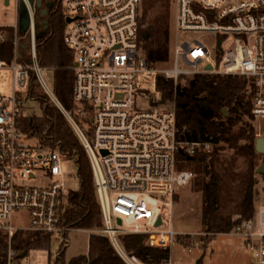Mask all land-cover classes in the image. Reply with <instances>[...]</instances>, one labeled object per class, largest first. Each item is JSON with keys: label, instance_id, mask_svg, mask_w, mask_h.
<instances>
[{"label": "built area", "instance_id": "2783aa9c", "mask_svg": "<svg viewBox=\"0 0 264 264\" xmlns=\"http://www.w3.org/2000/svg\"><path fill=\"white\" fill-rule=\"evenodd\" d=\"M25 1L31 12L27 30L31 63L20 61L17 51L12 61L0 59V67L11 66L14 71L13 94L0 95V228L10 236L7 264H23L12 246L18 229L49 233L60 244L71 230L81 229L70 226L63 217L65 173L71 159L60 149L43 145L19 124L27 111L32 70L74 126L89 155L104 218V225L94 231L109 236L127 264H146L126 250L120 235L148 233L152 245L171 247L180 232L173 220L165 226L163 208L173 207L179 188L195 183L198 172L183 163L213 148L211 141L181 137L176 92L165 97L158 74L164 72L176 83L181 74L252 78L256 86L252 113L264 119V0H175V65L164 69L150 64L146 53H140L143 0H62L66 20L71 18L64 37L74 52L73 110L62 104L46 80L48 67L37 58L35 8ZM16 7V22L0 23L1 40L5 27L20 31V0ZM180 31L219 35V52L214 56L197 38L179 44ZM225 35H234L235 44L224 47ZM180 54L196 68L181 69ZM28 178L32 182L26 183ZM19 210L29 212L28 225L11 221ZM232 231L243 237L253 264H264V205ZM165 264H173L171 257Z\"/></svg>", "mask_w": 264, "mask_h": 264}, {"label": "trees", "instance_id": "16d2710c", "mask_svg": "<svg viewBox=\"0 0 264 264\" xmlns=\"http://www.w3.org/2000/svg\"><path fill=\"white\" fill-rule=\"evenodd\" d=\"M168 1L143 0L142 3L147 7L140 12L139 40L152 65L170 58ZM43 6L35 8L37 58L42 66L54 69V90L62 104L73 110L76 106L73 97L74 52L64 37L66 20L62 0H43ZM44 9H47L46 13ZM150 9L153 14L148 18ZM16 51L20 61L31 63L30 35L17 32L12 26L5 27V38L0 39V59L12 61ZM186 78V84L176 83L174 77L159 73L158 86L165 97L176 92L181 137L213 144L211 151L198 152L187 164L198 172L192 187L202 195L200 218L206 232L201 237L204 240L210 234L229 232L256 212L260 182L257 169L263 157L256 148L258 135L251 120L254 118L252 107L256 86L252 78L237 74H196ZM27 96L40 103L42 112H26L19 119L20 126L43 145L66 153L77 166L80 187L68 194L63 204V217L70 226L91 231L88 252L66 260L67 233L54 261L49 233L18 229L12 236V246L20 257L19 262L28 264L30 251L38 248L50 250L49 264H127L110 237L94 231L104 225V218L89 155L74 126L42 88L33 70ZM81 123L88 127V132L91 131L85 120ZM225 148L233 150V158L246 157L247 169L235 170V161L223 156ZM228 203L234 206L232 214L224 212ZM234 213L237 217H233ZM189 236H183L186 243ZM9 240V232L0 228V264H7ZM120 240L126 250L146 264H165L171 257V247L152 245L148 233H123Z\"/></svg>", "mask_w": 264, "mask_h": 264}, {"label": "rangeland", "instance_id": "374dc122", "mask_svg": "<svg viewBox=\"0 0 264 264\" xmlns=\"http://www.w3.org/2000/svg\"><path fill=\"white\" fill-rule=\"evenodd\" d=\"M17 0H11L10 4H5V0H0V23L11 25L17 20ZM44 8L43 3L41 6ZM147 4H142L140 12H144ZM168 12L170 22V58L168 61H160L155 64L159 69L174 67L175 53L174 44L176 42V1H168ZM153 9L148 12V18H151ZM66 20V13H65ZM151 20V19H150ZM13 27V26H12ZM69 24L66 20V26L64 34L68 29ZM15 28V27H13ZM178 43L182 44L184 40L194 41L196 38L206 43L213 51L215 56L218 52L217 37L219 35L204 31H180ZM224 47L235 44L234 35H225ZM16 40H19L17 36ZM140 53L144 55L147 53L144 46L140 47ZM147 55V54H146ZM178 65L181 69H195V64L188 63L182 54L179 55ZM204 63L200 64L203 68ZM46 80L54 89L55 73L53 68H47ZM166 74L164 72H160ZM167 75V74H166ZM185 76V77H184ZM191 74H181L177 81L183 84L187 83L186 77H193ZM14 92V71L11 66L0 67V95H12ZM27 111L41 114L40 103L35 99H27L26 101ZM251 120L255 124L257 135L264 137V119L252 117ZM36 138V137H35ZM37 139V138H36ZM223 156L228 160H234L235 170L244 171L248 167V160L244 156H236L233 158V150L225 148L222 150ZM262 153V152H261ZM261 161H264V153ZM183 163L184 167L187 164ZM261 165V164H260ZM260 167V166H259ZM258 167V168H259ZM68 171L65 173V185L66 196L71 190H77L80 187V179L77 174V166L74 161H67ZM258 171V169H257ZM260 182L258 184V200L256 202L257 207L264 205V171L260 173ZM26 183L32 182L30 178L25 180ZM201 208H202V195L199 190L194 187L179 188L173 198V207L164 206L163 215L165 218V226L170 225L172 220L175 228L180 232L177 235L176 241L171 246V259L173 264H253L254 259L251 250L246 245L243 237L230 230L229 232H219L216 234H210L206 239L202 240L201 237L206 232L203 231L201 224ZM235 211L232 203L226 204L224 212L226 214H232ZM233 217H237V214H233ZM15 225L26 226L29 224V212L27 210L16 211L11 220ZM99 229V228H98ZM91 229H77L71 230L68 233V242L65 250L66 260L72 257L86 253L89 250V236ZM127 233V232H125ZM123 234V233H122ZM185 234L190 235L185 242L183 237ZM208 240V241H207ZM205 241H207L206 245ZM59 239H52L51 248L52 258L55 261L57 256V250L60 247ZM49 249H32L29 253L27 263L36 264L41 262L42 264H49Z\"/></svg>", "mask_w": 264, "mask_h": 264}, {"label": "water", "instance_id": "95a60500", "mask_svg": "<svg viewBox=\"0 0 264 264\" xmlns=\"http://www.w3.org/2000/svg\"><path fill=\"white\" fill-rule=\"evenodd\" d=\"M11 0H5V4L9 5ZM29 1V5L32 8H36L37 6H41L43 3V0H28ZM20 15H19V27H20V31L22 33L27 32L30 23H31V12L30 9L28 7V4L26 3L25 0H20ZM44 12H47V9H44ZM67 21H71L70 17H67ZM35 22H36V18H35ZM209 67H211V65H208ZM225 111L226 108H224ZM256 148L259 152L264 153V137L259 136L257 137L256 140ZM264 171V161L262 162V164L260 165V167L258 168V172L259 173H263ZM119 223H122V219L119 218Z\"/></svg>", "mask_w": 264, "mask_h": 264}]
</instances>
